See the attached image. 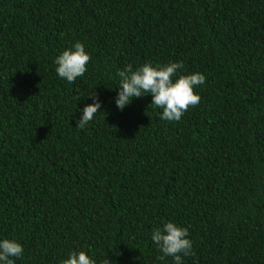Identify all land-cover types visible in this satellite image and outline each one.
<instances>
[{"label": "trees", "instance_id": "trees-1", "mask_svg": "<svg viewBox=\"0 0 264 264\" xmlns=\"http://www.w3.org/2000/svg\"><path fill=\"white\" fill-rule=\"evenodd\" d=\"M80 42L69 84L55 64ZM183 62L201 97L179 122L150 95L120 110L118 72ZM100 112L77 122L94 102ZM147 95V94H146ZM79 97V99H75ZM187 228L183 264H264V0H0V240L14 264H174L152 241Z\"/></svg>", "mask_w": 264, "mask_h": 264}, {"label": "clouds", "instance_id": "clouds-1", "mask_svg": "<svg viewBox=\"0 0 264 264\" xmlns=\"http://www.w3.org/2000/svg\"><path fill=\"white\" fill-rule=\"evenodd\" d=\"M91 57L85 51V46L77 42L59 55L55 64L58 76L66 80L69 84L74 83L77 78L83 77L87 71V65ZM184 67L183 62L169 63L163 66H152L146 63L136 69L131 64L120 70L118 99L116 106L123 110L130 105L135 98L150 95L152 103L156 108L162 109L161 119L169 122H179L184 114L192 107L199 105L201 97L196 94L195 88L202 86L206 82V77L201 73L191 75H180L177 77L179 69ZM147 94V95H146ZM94 99L92 104H88L83 109V115L77 122V128L83 129L101 109V103L95 91L91 92ZM79 99V97H75ZM187 228L180 227L173 222H166L163 228H158L152 233V241L162 255L157 256V260L164 261L166 257H171L174 264H183L182 256L192 254L193 242L188 238ZM24 248L15 240H0V264H14V259L22 257ZM63 264H96L85 251H73ZM103 264H113L106 259Z\"/></svg>", "mask_w": 264, "mask_h": 264}]
</instances>
